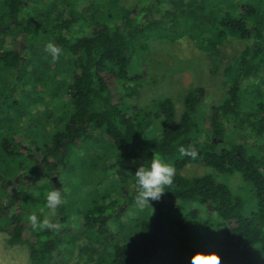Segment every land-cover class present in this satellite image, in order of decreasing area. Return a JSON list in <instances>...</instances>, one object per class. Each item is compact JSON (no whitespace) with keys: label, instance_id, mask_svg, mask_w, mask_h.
Returning a JSON list of instances; mask_svg holds the SVG:
<instances>
[{"label":"trees","instance_id":"16d2710c","mask_svg":"<svg viewBox=\"0 0 264 264\" xmlns=\"http://www.w3.org/2000/svg\"><path fill=\"white\" fill-rule=\"evenodd\" d=\"M182 36L215 66L229 37L246 43L225 67L223 97L205 103L210 90L197 85L180 111L167 94L145 105L130 101L149 76L150 40ZM50 41L62 49L54 63L45 51ZM263 71L264 0H0V111L9 99L24 115L26 104L37 110L49 96L64 98L50 139L25 141L0 115V232L9 244L29 246L30 264H70L76 256V264H190L196 253L258 264ZM181 145H195L198 157L181 158ZM152 157L175 167L174 182L140 210L135 172ZM198 163L214 172L183 173ZM235 172L252 186L251 213L221 179ZM55 188L66 200L59 229L34 231L27 215L42 219Z\"/></svg>","mask_w":264,"mask_h":264},{"label":"rangeland","instance_id":"374dc122","mask_svg":"<svg viewBox=\"0 0 264 264\" xmlns=\"http://www.w3.org/2000/svg\"><path fill=\"white\" fill-rule=\"evenodd\" d=\"M136 1L122 0L128 6H132ZM245 45V42L229 37L221 46V53L218 56L221 62L215 66L212 55L202 50L187 36H182L174 41L152 39L150 40V51L146 56L149 76L137 87L139 95L134 96L130 101L145 105L153 97L167 94L173 97L177 110L180 111L184 94L190 87L197 85L206 86L210 90V95L206 97L205 103H211L213 99H221L225 91L224 84L228 78L225 67L236 58ZM143 58L145 57H141V60ZM262 74L264 75V71ZM60 96L62 95L60 94ZM63 100L64 98L60 101L59 98L53 99L49 96L48 103L39 105L40 108L37 110L33 103L26 104L25 113L22 115V109L9 108L7 105V103L10 104L9 99L7 103L1 105L3 111H0V115L7 117L8 124L9 118L12 119L16 136H21L25 141L32 137L39 140L50 139L57 130L54 121L59 116L58 112L62 110ZM46 107L55 112L53 119L45 116ZM206 172H214V170L200 163L189 164L183 170L185 174ZM221 179L233 189L235 188V191L244 198L245 209L248 213L256 209V197L252 186L242 180L240 173L222 175ZM29 254L30 250L27 244H9L8 235L0 232V264H30ZM254 258L258 264H264V254L259 251V247ZM76 261H78V256L70 264H76ZM84 262L82 260L81 264Z\"/></svg>","mask_w":264,"mask_h":264},{"label":"clouds","instance_id":"9594fccd","mask_svg":"<svg viewBox=\"0 0 264 264\" xmlns=\"http://www.w3.org/2000/svg\"><path fill=\"white\" fill-rule=\"evenodd\" d=\"M45 51L50 54L51 62L54 63L60 58L62 49L50 41L46 44ZM178 153L181 158L191 157L192 159H196L198 157V151L195 145H188L187 148L181 145L178 148ZM175 173V167L160 158L152 157L150 164H141L135 172L137 188L134 203L136 207L143 210L145 206L150 205V201L159 200L165 192L164 189L173 184ZM45 203L48 212L42 219H38L35 212L27 215V223L34 231L59 229V225L55 223L57 210L58 207L66 203L61 189L55 188L54 190L48 191ZM190 264H220V257L217 254L196 253L191 257Z\"/></svg>","mask_w":264,"mask_h":264},{"label":"water","instance_id":"95a60500","mask_svg":"<svg viewBox=\"0 0 264 264\" xmlns=\"http://www.w3.org/2000/svg\"><path fill=\"white\" fill-rule=\"evenodd\" d=\"M18 179V178H17ZM53 180L57 183V176L53 177Z\"/></svg>","mask_w":264,"mask_h":264}]
</instances>
